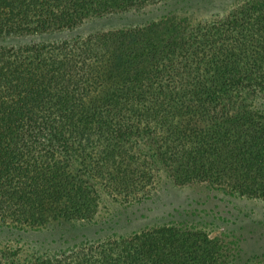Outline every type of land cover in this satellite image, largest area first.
I'll return each instance as SVG.
<instances>
[{"label": "trees", "instance_id": "obj_1", "mask_svg": "<svg viewBox=\"0 0 264 264\" xmlns=\"http://www.w3.org/2000/svg\"><path fill=\"white\" fill-rule=\"evenodd\" d=\"M159 1L0 0V36L48 34ZM259 100L264 0L194 25L173 16L56 44L0 47V221L88 224L85 203L95 196L84 181L97 178L102 192L125 198L154 182L156 168L175 186L264 192L255 177L264 172ZM60 236L69 249L25 261L0 246V264H238L219 242L173 226L117 243L67 230L54 243Z\"/></svg>", "mask_w": 264, "mask_h": 264}, {"label": "rangeland", "instance_id": "obj_2", "mask_svg": "<svg viewBox=\"0 0 264 264\" xmlns=\"http://www.w3.org/2000/svg\"><path fill=\"white\" fill-rule=\"evenodd\" d=\"M246 1L162 0L139 9L88 17L74 27L48 34L0 36V47L56 44L85 38L96 32L139 27L173 16L194 25L218 19ZM254 105L264 111V100L254 102ZM151 165L155 168L153 163ZM255 177L263 178L256 181L264 187V172ZM79 180L82 181L81 178ZM84 183L93 184L91 192H95H89V198L95 197L90 204L85 203L93 211L90 223L54 221L32 228L0 221V246L17 249L15 255L20 261H25L44 253L49 256L69 249L71 242L64 240V236L59 237V243H54L64 230L72 235H89L90 242L104 244L117 243L123 238H140L141 233L154 228L173 226L196 235L200 240L219 242L226 250V257H236L238 264L244 260H248L249 264L256 257L264 259V192L253 194L250 188L242 192L224 187L213 189L205 184L175 186L158 168L154 169V182L138 187L125 198L102 192L97 178ZM80 200L84 201L81 197ZM83 239H86L85 236ZM207 256L205 258L208 259ZM130 261L126 258L122 262L130 264Z\"/></svg>", "mask_w": 264, "mask_h": 264}]
</instances>
